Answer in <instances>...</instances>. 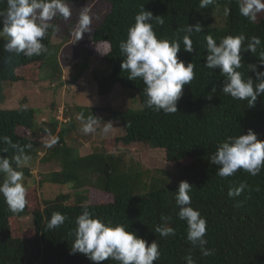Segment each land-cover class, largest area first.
<instances>
[{"label":"trees","instance_id":"obj_1","mask_svg":"<svg viewBox=\"0 0 264 264\" xmlns=\"http://www.w3.org/2000/svg\"><path fill=\"white\" fill-rule=\"evenodd\" d=\"M96 0H67L72 16L64 21L59 16L49 23L50 28L41 41L48 49L39 56L25 57L4 51V39L0 38V100L5 101V84L22 80L39 81L40 70L45 66L47 56L54 49L58 53L63 42H69L77 29L79 14L83 6ZM109 10L95 26L91 34L94 43L104 44L107 51L98 54L88 51V56L95 54L102 62L111 65V70L97 75L98 92L107 95L116 85L128 93L134 103L133 109L115 111L119 116L124 134L113 140L115 149L135 143L148 144L150 147L165 150L166 160L179 168L173 181L164 175H153L149 170L141 169L137 163L128 160L126 153L111 152L112 141L94 152L73 159L74 148L69 147L64 139L67 127H62L54 139L58 140L54 148L47 152L42 160L55 156L61 169L44 176L43 181L54 184H71L76 189V198L69 202L70 195L60 194L53 200H37L34 188H26L27 205L22 212L12 213L2 195H0V264H94L81 253H71L74 241L75 219L87 208L93 217L105 223L111 222L125 226L151 244L159 245L160 259L154 264H186L185 257L192 256L195 264H264V169L252 176L238 170L234 176L221 178L216 174L218 165L211 164L209 158L217 146L227 136L247 134L251 129L257 139L264 141V95L257 98L254 107H248L246 101L235 100L221 92L224 77L219 70L204 67L208 55L205 37L207 35L220 42L221 38L243 33L246 37L257 36L261 46L256 53L243 51L242 67L238 69L244 79L256 74L249 72L248 65L257 66V71H264L259 54L264 52V18L257 16L250 22L240 15L238 0H214L207 8L200 9V0H106ZM223 10L230 8L227 25L217 28L205 19L216 3ZM145 8L153 16H162L163 25L153 23V29L159 38L176 40L181 43L178 59L187 66L195 65V76L191 84L182 89V96L177 102L178 112L164 114L144 107L145 85L142 80H129L128 73L121 69L123 57L119 44L127 38L128 28L134 24L135 16ZM7 0H0V11H6ZM201 26V32H193L190 38L194 50H183L182 38L187 25ZM3 25L0 24V29ZM62 40L55 44L53 37ZM57 58V55L55 56ZM10 58V59H9ZM85 62V63H86ZM58 68V63L56 64ZM85 68L89 65L85 64ZM215 89V91H213ZM94 109L87 115L96 116ZM40 112L35 108L19 107L16 109L0 108V136H8L13 143L25 148V154L31 157L30 165L17 170L24 173V178L31 177V167L40 159V149L35 137L41 133H56L58 121L51 117L49 126L39 123ZM42 123V124H41ZM52 126V127H51ZM19 127L27 128L31 135L18 132ZM108 144V146L106 145ZM0 144V157L10 160L16 154ZM13 167L16 165L13 163ZM4 175L0 173V183ZM181 181L193 186L190 193L191 206L198 210L207 221L206 247L214 250L211 256H203L199 247H193L187 241V224L177 216L178 207L175 192ZM243 182L247 188L238 197H229L230 188L238 187ZM86 186L96 187L113 195V201L100 204H87V195L80 191ZM146 191L144 193L140 191ZM59 212L67 217L65 223L54 230L47 229V223L53 213ZM32 214L33 227L26 231L19 223V218ZM170 216L166 226L175 230L174 236L161 237L154 232L158 225L165 222L161 216ZM22 228V229H21ZM99 264H118L108 260Z\"/></svg>","mask_w":264,"mask_h":264},{"label":"clouds","instance_id":"obj_2","mask_svg":"<svg viewBox=\"0 0 264 264\" xmlns=\"http://www.w3.org/2000/svg\"><path fill=\"white\" fill-rule=\"evenodd\" d=\"M214 0H200L199 8L204 9L213 4ZM240 15L250 22H255L258 14L264 12V0H238ZM230 8L224 9V14H230ZM64 21L72 16V10L67 0H7L6 11H0V38H3L4 51L15 56H39L47 53V47L41 42L47 34L56 17ZM153 23L164 24L162 16H153L151 11L144 7L135 16V22L128 28L127 38L119 44L120 54L123 57L121 69L128 73V79L143 81L144 107L164 114L178 112L177 102L182 96L183 86L191 84L194 79L195 65L178 59L181 43L176 40L159 38L153 29ZM92 17L88 8L81 10L77 24V40L86 32H91ZM199 24L187 25L186 34L182 38L183 50L192 53L194 50L190 34L201 32ZM205 68L219 70L224 77L221 92L235 100L246 101L248 107H254L258 97L264 95V71H257V66L249 64V72L256 74V80L251 77L243 78L238 69L242 67V45L247 41L243 51L256 53L261 46V39L257 36L246 37L243 33L221 38L220 42L207 35ZM260 64L264 65V52L259 54ZM10 59V58H9ZM215 91V89H213ZM78 119L82 121L81 131L85 134H95L99 130L103 137H108L113 130L111 122L104 123L93 114L85 117L80 113ZM58 143L53 139L46 147ZM0 144L7 145L15 150L16 154L10 160L0 157V173L4 175L0 183V195L3 196L12 213L22 212L26 205L27 189L24 185V173L17 169L28 164L31 157L25 154V148L13 143L10 137L0 136ZM8 147L2 151L7 153ZM211 164L218 165L216 174L221 178L234 176L238 170H243L252 176L258 175L264 169V141L257 139V134L251 129L247 134L227 136L217 146L214 154L209 158ZM13 163L16 167H13ZM193 186L187 181H181L178 191L175 192V202L178 207L177 216L187 224V241L193 247H199L203 256H211L214 250L206 247L205 239L207 221L198 210L192 206L190 193ZM247 188L241 182L238 187L229 189V197H238ZM67 217L59 212L53 213L47 223V229L54 230L61 227ZM165 222L155 227L154 232L161 237L175 235L172 227L166 226L170 216H161ZM75 229L72 232L74 241L71 253H81L87 259L99 264L102 261H116L118 264H154L160 259L161 252L155 241L148 244L136 233L130 232L125 226L111 222L105 223L85 208L82 214L75 219ZM186 264H195L191 255L185 257Z\"/></svg>","mask_w":264,"mask_h":264},{"label":"rangeland","instance_id":"obj_3","mask_svg":"<svg viewBox=\"0 0 264 264\" xmlns=\"http://www.w3.org/2000/svg\"><path fill=\"white\" fill-rule=\"evenodd\" d=\"M212 12L205 17L211 21V25L217 28H225L228 16L219 2L216 3ZM88 8L89 15L92 17L91 32H86L77 40V29L69 42H63L58 53L54 49L47 56L45 66L40 70L39 81L22 80L14 83L5 84V101L0 100V108L16 109L19 107L35 108L40 114L39 123L50 125L53 123L51 117L58 121L56 133H41L35 140L40 149V159L31 168V177L24 178V185L27 188H34L37 200H53L60 194L70 195L69 202L73 203L76 198V189L71 184H54L43 181L44 176L61 169V166L55 156L49 160H42L48 155L52 147H46L47 144L55 138L62 127H67V134L64 136L66 144L74 148L73 159L79 156L87 155L96 149L103 147L106 142L112 145L109 150L118 154L124 151L128 160L137 163L143 170H149L153 175H163L162 171H168L166 175L170 182L178 175L179 168L166 160L164 149L150 147L148 144L135 143L127 147L115 149L113 140L124 134L119 116L115 111L128 108L133 109L134 103L132 97L122 90L120 85H116L113 91L107 95H101L98 92L97 75L110 71L111 65L102 62L95 54H101L107 51L104 44L94 43L91 34L95 26L102 20L103 16L109 10V3L106 0H96L94 3L83 6ZM259 16L264 18V12ZM52 41L59 44L62 40L53 37ZM95 52L88 56L85 61V54L88 51ZM57 55V58L55 57ZM86 62V63H85ZM58 63V68L56 64ZM89 67L85 68L84 65ZM86 109L87 113L98 109L95 114L102 122H111L113 130L108 137H103L99 130L95 134L85 135L82 131V121L78 119L81 110ZM85 112V117H87ZM41 123V124H42ZM52 127V126H51ZM18 132L24 136L31 135L25 127H19ZM108 144H106L108 146ZM31 161L27 165H30ZM164 176V175H163ZM80 191L87 195V204H100L113 201V195L102 191L96 187L86 186ZM142 193L146 191H140ZM22 228L26 231L33 227L32 214L19 218ZM21 228V229H22Z\"/></svg>","mask_w":264,"mask_h":264}]
</instances>
